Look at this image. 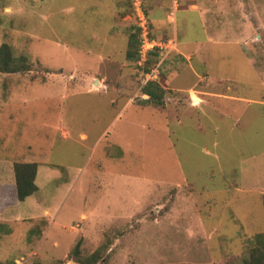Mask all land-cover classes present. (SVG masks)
I'll return each mask as SVG.
<instances>
[{
	"label": "rangeland",
	"instance_id": "rangeland-1",
	"mask_svg": "<svg viewBox=\"0 0 264 264\" xmlns=\"http://www.w3.org/2000/svg\"><path fill=\"white\" fill-rule=\"evenodd\" d=\"M140 16L175 47L141 56ZM2 43L27 66L0 71V183L36 161L39 189L0 212V264L264 250V0H0Z\"/></svg>",
	"mask_w": 264,
	"mask_h": 264
},
{
	"label": "trees",
	"instance_id": "trees-1",
	"mask_svg": "<svg viewBox=\"0 0 264 264\" xmlns=\"http://www.w3.org/2000/svg\"><path fill=\"white\" fill-rule=\"evenodd\" d=\"M139 30L142 27L139 25ZM159 52L157 48L151 50L148 55ZM132 52L127 53V57L132 58ZM26 60L23 56L15 57L10 52L7 43L0 46V71L15 72L26 69ZM145 93L149 95L148 101H154L161 104L164 88L156 80H148L143 87ZM38 170V164L31 161L16 162L14 164L15 180L14 182L0 183V212H3L9 205L19 204L28 196L34 194L38 190L35 182ZM78 246H76V250ZM258 253L252 255L250 264H264V250H257ZM98 256L94 255L96 261Z\"/></svg>",
	"mask_w": 264,
	"mask_h": 264
},
{
	"label": "built area",
	"instance_id": "built-area-1",
	"mask_svg": "<svg viewBox=\"0 0 264 264\" xmlns=\"http://www.w3.org/2000/svg\"><path fill=\"white\" fill-rule=\"evenodd\" d=\"M174 2L175 4H177V0H174ZM135 4L137 5L136 2ZM141 5L137 6L138 12H139V7H141ZM140 18L142 20L140 24V26L142 27V32H141L142 39H141V49H140L141 56H147L148 53L155 48H157L161 54H165L166 52H169V50H171L175 46L174 43L173 45H171L170 43L167 44L166 42H160V41L158 42L153 38H149V35H148L149 32H148L147 23H146L147 19H145L146 17L144 18L143 16L142 17L140 16ZM143 19H145L144 22H143ZM156 71H157V68H156Z\"/></svg>",
	"mask_w": 264,
	"mask_h": 264
},
{
	"label": "crops",
	"instance_id": "crops-1",
	"mask_svg": "<svg viewBox=\"0 0 264 264\" xmlns=\"http://www.w3.org/2000/svg\"><path fill=\"white\" fill-rule=\"evenodd\" d=\"M200 12H201V14H204V13H205V12H202L201 10H200ZM173 19H174V17H173ZM174 45H175V42H174ZM174 47H175V46H174ZM183 90H185V91L187 90V91H188L189 88L186 87V88H184ZM208 93H210V92H208ZM211 93L213 94V96H216V94L221 96V94H222V93H220V92H211ZM228 96H229V95H228ZM200 97L202 98L203 101H205V102L207 101L206 97H202V96H200ZM86 135H87V134H85V133L82 134L83 137L86 136ZM31 162H36V161H31ZM37 173H38V170H37ZM36 177H37V175H36ZM7 182H14V181H7ZM35 182H36V179H35ZM36 184H37V183H36ZM37 185H38V184H37ZM38 189H39V186H38ZM32 195H33V194H32ZM30 196H31V195H30ZM28 197H29V196H28ZM28 197H27V198H28ZM27 198H26V199H27ZM26 199H25V200H26ZM22 202H23V201H22ZM22 202H21V203H22Z\"/></svg>",
	"mask_w": 264,
	"mask_h": 264
},
{
	"label": "bare ground",
	"instance_id": "bare-ground-1",
	"mask_svg": "<svg viewBox=\"0 0 264 264\" xmlns=\"http://www.w3.org/2000/svg\"><path fill=\"white\" fill-rule=\"evenodd\" d=\"M193 98L195 100V103H198V102L202 101V98L199 95H197V94H193Z\"/></svg>",
	"mask_w": 264,
	"mask_h": 264
},
{
	"label": "clouds",
	"instance_id": "clouds-1",
	"mask_svg": "<svg viewBox=\"0 0 264 264\" xmlns=\"http://www.w3.org/2000/svg\"><path fill=\"white\" fill-rule=\"evenodd\" d=\"M149 54V53H148Z\"/></svg>",
	"mask_w": 264,
	"mask_h": 264
}]
</instances>
